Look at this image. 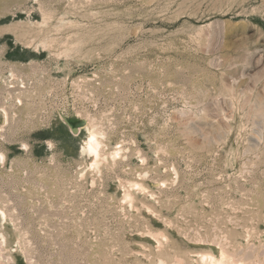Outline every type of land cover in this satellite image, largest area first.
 <instances>
[{"label": "rangeland", "instance_id": "obj_1", "mask_svg": "<svg viewBox=\"0 0 264 264\" xmlns=\"http://www.w3.org/2000/svg\"><path fill=\"white\" fill-rule=\"evenodd\" d=\"M0 153V264H264V0H0Z\"/></svg>", "mask_w": 264, "mask_h": 264}, {"label": "bare ground", "instance_id": "obj_2", "mask_svg": "<svg viewBox=\"0 0 264 264\" xmlns=\"http://www.w3.org/2000/svg\"><path fill=\"white\" fill-rule=\"evenodd\" d=\"M5 114V116L7 117V114H6V112L4 113ZM101 143H102V141H101V139L98 137V134H97V132L94 130V129H91V130H89V132L86 134V136L83 138V140H82V146H83V148H84V150H85V152H86V154H87V156H88V158H89V165H91V167H97V166H99L101 163H99L100 161V155L102 154V153H100L101 152ZM119 153V152H118ZM104 154V153H103ZM117 154V151H114L112 154H111V156L113 157V156H115ZM118 155V154H117ZM104 156V155H103ZM4 156H3V154H1L0 153V158H3ZM103 159H104V157H102ZM99 163V164H98ZM99 172V171H98ZM130 184V183H129ZM132 184V183H131ZM134 185H136V186H139V187H141L140 188V190L142 189V185L139 183H134ZM134 185H132V186H134ZM130 186V185H129ZM135 186V187H136ZM144 187V186H143ZM136 189H139V188H137L136 187ZM143 191V190H142ZM132 196V195H131ZM125 198L126 199H129V198H131L130 197V194H129V192H126L125 193ZM154 233V232H153ZM161 233V232H160ZM155 234V233H154ZM159 234V233H158ZM0 235H1V238H2V240H4V238H3V235L0 233ZM151 236H155V235H152V233L150 234ZM161 235V234H160ZM163 235V234H162ZM157 236V238H158V235H156ZM160 237V236H159ZM162 237V236H161ZM152 238H154V240H155V238L156 237H152ZM165 238V237H164ZM160 240V239H159ZM5 241V240H4ZM4 241H1V242H3V244H4ZM157 242V241H156ZM159 243H160V241H158ZM199 255V254H198ZM233 255H228V253H226V252H224V251H220V254L218 255V256H213L211 253H209V252H207V253H202V254H200L199 255V258H198V262H199V264H239V263H237L238 261H240V260H242V258L240 259V260H237L236 258V260L234 259V256L232 257ZM249 256V255H248ZM240 257V256H239ZM196 259V258H195ZM174 260H176V261H172V262H170V263H167V262H165V260L163 261V260H159V262H158V264H185L183 261H182V259H174ZM247 260V259H246ZM253 261V260H252ZM196 262V261H195ZM250 262V261H249ZM249 262H247V263H249ZM247 263H245V264H247ZM252 263V262H251ZM253 263H254V261H253ZM258 263V262H257ZM197 264V263H196ZM243 264V263H242ZM261 264V263H260ZM262 264H263V261H262Z\"/></svg>", "mask_w": 264, "mask_h": 264}]
</instances>
